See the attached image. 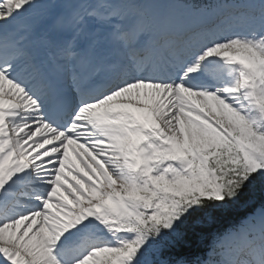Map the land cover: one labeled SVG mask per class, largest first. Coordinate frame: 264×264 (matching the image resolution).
Instances as JSON below:
<instances>
[{
    "label": "snow or ice",
    "instance_id": "snow-or-ice-1",
    "mask_svg": "<svg viewBox=\"0 0 264 264\" xmlns=\"http://www.w3.org/2000/svg\"><path fill=\"white\" fill-rule=\"evenodd\" d=\"M0 264H264V0H0Z\"/></svg>",
    "mask_w": 264,
    "mask_h": 264
},
{
    "label": "trees",
    "instance_id": "trees-1",
    "mask_svg": "<svg viewBox=\"0 0 264 264\" xmlns=\"http://www.w3.org/2000/svg\"><path fill=\"white\" fill-rule=\"evenodd\" d=\"M198 254H199V255H203V254H204V250H200V251L198 252Z\"/></svg>",
    "mask_w": 264,
    "mask_h": 264
}]
</instances>
